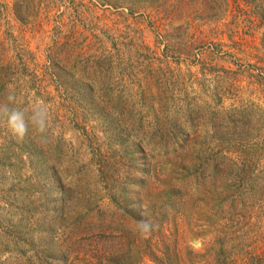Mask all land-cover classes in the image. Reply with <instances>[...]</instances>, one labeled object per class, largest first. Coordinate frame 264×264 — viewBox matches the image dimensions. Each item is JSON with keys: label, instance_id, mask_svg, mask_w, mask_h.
<instances>
[{"label": "rangeland", "instance_id": "1", "mask_svg": "<svg viewBox=\"0 0 264 264\" xmlns=\"http://www.w3.org/2000/svg\"><path fill=\"white\" fill-rule=\"evenodd\" d=\"M112 1L0 0V62L18 78L9 106L48 113L45 131L30 124L23 139L0 113V230L28 232L19 240L49 258L92 264L75 256V219H104L119 227L94 237L127 240L120 222L149 216L188 172L200 175L188 186L200 200L173 201L166 232L197 250L218 231L239 236V251L264 247V199L226 224L203 192L221 188L230 200L243 195L237 174L248 189L254 164L264 172L259 32L245 33L236 0ZM156 4L171 17L157 18ZM14 253L1 252V264H15ZM139 257L134 264H155Z\"/></svg>", "mask_w": 264, "mask_h": 264}, {"label": "trees", "instance_id": "2", "mask_svg": "<svg viewBox=\"0 0 264 264\" xmlns=\"http://www.w3.org/2000/svg\"><path fill=\"white\" fill-rule=\"evenodd\" d=\"M95 1H97L101 5L111 6L112 4H114L112 0ZM120 1V3L122 4L125 0ZM130 1L141 2L144 0ZM159 1H161L162 3L166 2V0ZM187 4L188 2L185 1L183 5H180L182 6L181 11L178 12L180 16L181 13L183 15L187 13L185 11ZM226 5L227 2L224 1V6ZM155 7L156 11L154 12V15L156 14L157 18L161 19L165 16L171 17L172 10L169 6L165 7L161 4H156ZM233 7H235L236 10L238 9V11H241V17L243 20L245 19V33L253 34L254 32H259L260 46L264 59V0H236ZM130 8L131 7H129L128 10L132 11V9ZM27 10L28 9L26 6V11ZM224 10L226 11V8ZM154 15L151 16L153 17ZM184 48L186 49V51L187 49L188 51H191L190 47L187 48L185 46ZM218 52H221L222 55H231L230 52H227V50L219 49ZM257 52L258 53L256 54V57L261 56L259 47L257 49ZM195 56L200 59L201 52L196 50ZM8 61V59H3L0 62V104H4L5 102L7 103L8 95L11 94L15 96V93H17V91H15V87H13V84L18 78H13V80H11L8 77V74L11 70V68L9 69L11 64ZM15 72L16 74H20L17 72V70H15ZM222 114L224 116L225 112H223ZM213 165H211L212 168L209 170V176L212 178L216 177V175L214 176V174L216 172V169L218 170V168L216 167L217 164H215L214 166ZM245 167L246 165L242 164L239 168H242L243 170V168ZM247 167L250 168L251 166L247 165ZM254 167L255 173L252 171V180L254 181V186L248 189H244L245 185L247 184H243V178L241 174H237L239 182H241V190H239L243 193V195L241 196L239 195L236 196V198L233 197L230 198V200H226L220 194L221 188H218L217 190V187L209 186L206 188L207 191L203 190V192H206L208 194V197L204 199L210 203V206L213 209L223 213V219L225 220L226 224H228L229 222H237L239 220V218L235 215L236 212L246 210L251 206L250 203L254 204L258 200L264 199V172L261 175L259 174L261 169L257 168L258 165L254 164ZM190 174L186 172L185 176L179 180V186L181 190L177 188L178 186H172L171 190L168 191V194L164 195V198L159 200L158 207H156L157 210L153 209L154 211L150 212L149 216H146L144 218L133 217L132 220L120 222L122 224V230L127 232L128 234L127 240H124L120 236H118V239L120 240H115L113 239V237H111V240H105V237L101 239H98V237H94L90 232H92L96 227H100L102 225L103 227H105L106 225H109V228L114 229L116 226H118H110L111 224H108L110 222H106V220L104 219L103 221L105 222H101L97 218H92L86 216V214H83L82 218L84 219V222H80L78 218V226H76L75 219V256L82 257V259L90 258L92 264H134V257L137 258V256H140L139 258L141 260L145 258V256H147L152 259L155 264H264V247L253 246L250 250L239 251L237 249L236 240V238H238L239 236L233 235L235 233L230 230L229 231L233 234H231L230 232L218 231V233L215 234L213 238L209 239L205 243L201 250L186 246L183 244V242L180 243L178 233L165 231V229L163 228V223L166 224L168 222V214H165L164 210L170 207L172 203H176L177 201H180V206H184V204L188 201V198L186 197L187 195L191 200L194 196H196L195 193L201 192V190L198 189L197 186L188 189V186H191L190 182L195 183L198 176L200 177V175L193 176L194 174ZM213 181H215V179ZM196 198L200 200V197L198 198L196 196ZM144 211L145 209L142 210V212ZM165 218L167 220H165ZM141 219H151L156 225L151 235L147 236L146 238L141 237L133 230L136 221ZM111 231L112 230L103 228L100 232L108 233ZM14 232L15 230H0V253L3 251H11L12 253H17L19 251L21 257L16 259L15 264H70V262L67 260L68 256H66L65 254H61L62 256L59 257V259L57 257L56 259H54L55 257L53 256H50L51 258H49L43 252H41V250L36 249L33 242L27 243L25 240L23 242L20 241L19 239L23 240L24 237L26 238L28 236V232L20 230L16 231V233ZM21 235H23V238H21ZM112 235H114L113 232ZM131 236H135L136 238H131ZM29 244H33V247L31 248V250H29V256H25L24 249L25 247L29 246ZM18 245L22 246L21 250H18ZM8 247H10V249ZM36 247L38 248L37 243ZM123 259L124 261H122ZM1 263L3 262H0V264Z\"/></svg>", "mask_w": 264, "mask_h": 264}, {"label": "clouds", "instance_id": "3", "mask_svg": "<svg viewBox=\"0 0 264 264\" xmlns=\"http://www.w3.org/2000/svg\"><path fill=\"white\" fill-rule=\"evenodd\" d=\"M15 97L13 95L7 96L8 103L0 104V113H2L7 120V125L13 134L23 139L29 134V125L39 131L44 132L47 127L48 113L47 109L42 106H36L31 114L20 108L10 107L9 104L14 102ZM142 215H145L142 213ZM156 225L151 219H141L136 221L134 231L141 237H147L151 235Z\"/></svg>", "mask_w": 264, "mask_h": 264}]
</instances>
